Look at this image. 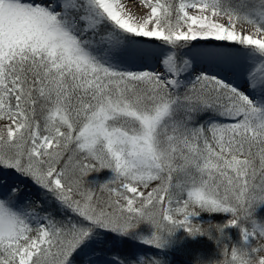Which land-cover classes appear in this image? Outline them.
<instances>
[{
  "label": "snow or ice",
  "instance_id": "6c2138e0",
  "mask_svg": "<svg viewBox=\"0 0 264 264\" xmlns=\"http://www.w3.org/2000/svg\"><path fill=\"white\" fill-rule=\"evenodd\" d=\"M0 264H264V0H0Z\"/></svg>",
  "mask_w": 264,
  "mask_h": 264
}]
</instances>
